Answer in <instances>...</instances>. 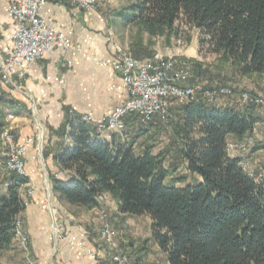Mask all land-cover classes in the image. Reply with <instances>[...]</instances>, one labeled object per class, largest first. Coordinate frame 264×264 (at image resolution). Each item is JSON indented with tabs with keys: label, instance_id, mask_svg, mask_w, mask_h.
Masks as SVG:
<instances>
[{
	"label": "trees",
	"instance_id": "trees-1",
	"mask_svg": "<svg viewBox=\"0 0 264 264\" xmlns=\"http://www.w3.org/2000/svg\"><path fill=\"white\" fill-rule=\"evenodd\" d=\"M128 9V21L140 28L131 44L133 56L143 33L177 37L184 26L195 32L203 49L221 56L241 75L264 77V0H134L117 14L124 16ZM255 109L200 99L173 102L167 121L178 120L169 147L159 153L149 143L136 152L134 137L121 141L112 135L110 143L94 139L90 125L67 115L59 133L71 144L55 155L60 175L50 176L51 189L69 205L87 209L99 207V198L107 193L121 214L147 216L151 239L168 264H264V188L227 153L228 142L252 136L260 119ZM158 123L165 121L125 118L137 135ZM170 153L180 160L165 167ZM180 161L197 182L176 186L185 180L173 176ZM24 206L17 187L9 186L0 200V253L14 243L15 221Z\"/></svg>",
	"mask_w": 264,
	"mask_h": 264
},
{
	"label": "crops",
	"instance_id": "crops-1",
	"mask_svg": "<svg viewBox=\"0 0 264 264\" xmlns=\"http://www.w3.org/2000/svg\"><path fill=\"white\" fill-rule=\"evenodd\" d=\"M14 1L16 0H0V57L13 47V42L9 38L13 30L9 10ZM133 1L131 0V3ZM123 15L106 12L100 1L95 10H84L69 0H47L41 8V17L63 33L77 48L64 50L57 46L51 47L42 59L31 65L25 78L16 81L15 87L8 85L0 87V121L5 122L8 115L14 116L11 122L19 141L36 133V125H39V131L44 135V140L39 139L32 144L25 155L28 184L34 186L35 193L31 196L24 193L21 196L25 206L18 215L28 237L31 255L40 264H93L92 259L78 244L82 242L87 248L94 250L98 249L96 245L101 241L99 229L101 227H97L99 223H94L96 222L94 216L91 218L89 216L96 211L95 208L87 210L89 215L86 216L80 207L75 206L73 215L65 213L52 221L45 198V194L48 195L47 171L41 167V163L48 164L51 176L58 173L60 175L55 155L71 144L69 138H64L59 133L67 115L73 114L78 118L90 116L93 121H97L127 100L128 94L121 76L112 67L115 61L113 42L125 48L132 44V34L130 37L127 35L133 25L128 21L130 9ZM147 36L145 33L142 46L134 52L135 57L140 60L147 58L148 52L153 51L145 42ZM195 44L198 50L203 49L196 34ZM168 50L170 52L165 56L173 53L172 50L166 49ZM156 51L153 52L159 53ZM238 103V100L237 102L228 100L223 105L233 106ZM255 111L260 118L255 129H264V110L256 107ZM135 128L126 127L127 130ZM92 137L102 142L112 141V135L107 133L99 134L93 131ZM136 142L137 140L135 144ZM41 144L45 148L43 161L39 155ZM135 144V151L139 152L140 147L137 149ZM253 148L247 158L254 165L252 159L261 150ZM5 186L0 188V199L8 195L9 187ZM105 195L110 197L106 193L101 198H106ZM52 205L56 209L59 206H70L64 197L58 194ZM115 210L122 220L127 218V222L129 216H134L121 214L117 206ZM87 218L92 222L88 223ZM54 223L57 231L52 228ZM111 224L116 231L119 244L125 242L122 238V235L127 234L125 232L132 234L140 231L138 226L140 223ZM150 224L142 223V229L148 228L145 239L151 241L154 248L161 252L151 239ZM0 264H27L16 241L9 249L0 253Z\"/></svg>",
	"mask_w": 264,
	"mask_h": 264
},
{
	"label": "built area",
	"instance_id": "built-area-1",
	"mask_svg": "<svg viewBox=\"0 0 264 264\" xmlns=\"http://www.w3.org/2000/svg\"><path fill=\"white\" fill-rule=\"evenodd\" d=\"M47 0H16L10 6L13 30L9 38L12 49L0 57V87L16 86V81L26 77L31 65L37 63L53 46L64 50L77 48L63 33L57 31L41 17V8ZM80 9L95 10L98 0H69ZM115 61L112 67L122 79L127 91V100L115 107L111 113L93 121L90 116L80 119L99 134L127 136L125 118L136 115L140 123H148L154 118L167 121L168 111L173 102L178 104L202 100L207 104L221 106L224 98L233 95L227 86L206 87L200 83H190V70L185 63L178 62L174 54L162 56L155 53L152 57L138 59L118 43L113 42ZM105 65L106 62H103ZM239 103L244 106L255 105L264 110V90L260 95L249 92L239 94ZM74 117L75 115H71ZM76 117V116H75ZM14 116L8 115V120ZM256 129L245 141H230L227 153L238 159L246 174L264 188V164L254 166L247 155L256 144ZM0 169L9 176L6 185L23 187L27 172L23 156L34 142L33 136L17 141L15 135L6 127L1 130ZM100 229L102 244L98 249L87 248L82 242L79 246L86 251L93 264H131L129 256L118 246L116 231L110 218L103 212ZM54 231L57 226L52 225ZM15 241L24 254L27 264H40L33 258L28 245V237L21 220L15 221Z\"/></svg>",
	"mask_w": 264,
	"mask_h": 264
},
{
	"label": "rangeland",
	"instance_id": "rangeland-1",
	"mask_svg": "<svg viewBox=\"0 0 264 264\" xmlns=\"http://www.w3.org/2000/svg\"><path fill=\"white\" fill-rule=\"evenodd\" d=\"M98 1L102 3V6L106 10V12L110 11L112 13H117L118 11L126 8L129 4H131V0H98ZM139 29L140 28L136 24H133L132 27L128 30L129 33H127V35H129L130 37L131 36L130 34H132L131 36L132 42L136 40L137 32L139 31ZM144 34L145 33H143L142 38ZM145 42L147 43L148 47H150L153 51L158 50V52L162 56H165V54L170 52L169 50L166 51V49L172 50L171 52H173L172 54L176 56L177 61L181 63H185V65L189 68L191 74V78L189 80L190 83H200L205 85L206 87L207 86L230 87L233 91V95L224 98L223 102L225 101L227 102L228 100L229 102L231 101L237 102V100L239 99V94L243 92H249L252 95L257 96L260 95L264 90L263 76H260L258 74L245 75V76L241 75L240 73L237 72L236 68L231 65V63H229L228 61H224V59L221 56L207 52V50L205 49L198 50L195 46L196 45L195 32L193 30H189L187 27L182 26L180 28V35L177 37L176 36L173 37L171 34H167L164 37L158 39L149 38L147 36ZM125 49L131 52V45H129V47H126ZM13 119L11 120L7 119L5 120V122H3V126L0 129V135L2 128L6 127L15 135L16 140L19 142V139L17 138V135L14 130V125L11 122ZM172 120L173 122L171 123ZM176 120H178L177 116L171 117L167 122L165 121V123H158V126L151 128L147 132L144 131L140 135H137L138 129L136 128L130 130L126 129L127 136L122 137L118 135L117 137L121 141H128L132 137H134L135 141L137 140L135 144L137 149L140 147L141 143L142 144L149 143L151 144V150L153 151V153H159L163 150H167V148L169 147L168 145H169V140L171 138L173 124ZM35 129H36V133L32 135L35 138V140L32 144L38 142L39 139H41V141L44 140L43 133L39 131V125H36ZM40 133H41V138H40ZM256 133H257L255 138L256 144L264 145V129L256 128ZM29 147L27 148V151ZM1 149H2V144L0 139V151ZM258 150L261 151L252 159V162L255 163L254 166L264 164V148ZM26 153L23 156L25 170H26V164H25ZM39 153L41 160L42 161L45 160V154H44L45 148L42 147V144H41V148L39 149ZM174 159L176 161L178 160V162L180 160L177 159L175 153H170L167 156H165V160H164L165 167H167ZM41 167L47 171L46 188L48 190V195L45 194V198H46V203L49 206V210L52 216V221L56 220L59 217V215L62 216L65 213L73 215L74 212L73 210L75 209V206L70 205L68 207L67 205H65V206H59L58 209H56V207L52 205V203L54 202V198L57 197V194L54 193L51 189V182H50L51 172L49 171L48 164H46L45 162L41 163ZM7 175L8 174L4 170L0 169V188L4 187L8 182L9 176ZM57 175H59V173ZM173 176L185 177V180L183 182L179 181L176 183V186H180V187H184L188 183H195L198 180L196 175L188 173L185 170L184 164L181 161H180V167L178 168V170H176L173 173ZM24 184L25 185L23 187L17 188L19 194L21 196H23L24 193L30 196L33 195L35 193V188L33 185L28 184V173ZM3 198L4 197H2V199ZM99 202H100V206L95 208L96 211L94 210L92 213H90V215L88 211L94 208L84 209L83 207H80L82 209L81 211H83L86 216L89 215L90 218L92 216L96 218L95 220L96 222L94 223H99L97 227H101V223L103 222V218H102L103 212L108 214L111 223H140V225H138L140 227V231H138V233L132 232L131 234V232L129 233L125 232L127 234L122 235V238H124L125 242H123L122 244H119L117 242L118 246L129 256L131 264H163V263L168 264L166 255L163 254L162 252H159V250H156L153 246V243L145 239L146 238L145 233L148 232L147 231L148 228L142 229L143 228L142 223H151V220L147 216L145 215L129 216V217L126 216L129 218V222H127V218H124L125 220H122L121 217L118 216L115 210L117 204L115 199L111 195L110 197L107 195L106 198L104 199L99 198ZM91 222L92 220L89 219L88 223ZM97 244L98 245H96V248H99L102 242L99 241Z\"/></svg>",
	"mask_w": 264,
	"mask_h": 264
}]
</instances>
